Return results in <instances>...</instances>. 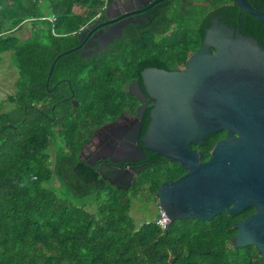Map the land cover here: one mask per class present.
I'll return each instance as SVG.
<instances>
[{
  "label": "trees",
  "instance_id": "trees-1",
  "mask_svg": "<svg viewBox=\"0 0 264 264\" xmlns=\"http://www.w3.org/2000/svg\"><path fill=\"white\" fill-rule=\"evenodd\" d=\"M109 1L0 0V61L8 52L18 70L15 92L3 100L9 107L0 111V264H264L255 244L235 247L231 241L233 222L250 207L233 215L222 209L210 219L175 218L164 226L156 221L159 207L136 218L131 207L141 188L148 200L156 201L159 182L184 171L163 155L149 151L157 161L127 188L93 178L92 169L85 172L79 152L91 134L93 109L102 112L122 90L112 81L126 65L124 44L118 55H96L98 67L91 75L80 67H64V72L58 67L63 56L72 55L74 64L75 50L58 57L48 79L47 74L55 56L73 45L74 33ZM211 13L239 19L243 29H264L234 0L171 2L151 31H166L176 21V36L160 45L153 36L140 37L141 45L131 37L134 54L146 55L142 66L173 68L168 62L184 61L197 47ZM26 23L29 35L21 38L17 31ZM181 39L188 41L185 50ZM79 72L86 75L81 82L75 81ZM61 75L80 88L77 102L62 98L68 92L61 94L62 86L55 82ZM47 83L54 85L52 92ZM224 135V130L210 132L202 143L190 145L199 147L205 160Z\"/></svg>",
  "mask_w": 264,
  "mask_h": 264
},
{
  "label": "water",
  "instance_id": "water-1",
  "mask_svg": "<svg viewBox=\"0 0 264 264\" xmlns=\"http://www.w3.org/2000/svg\"><path fill=\"white\" fill-rule=\"evenodd\" d=\"M234 1L264 27L263 10L248 0ZM200 39L184 69L141 71L145 91L154 98L142 145L137 143L139 127L132 126L121 157L105 152L99 158L135 161L151 150L185 168L177 178L160 181L155 191L160 212L169 221L210 219L222 209L233 215L254 206L233 222L231 241L235 247L253 243L264 254V46L234 21L217 16L201 28ZM74 48L55 56L47 78L57 58ZM144 107L142 99L138 119ZM221 129L226 136L201 160L199 148L190 142L200 144ZM147 165L123 168L101 162L98 171L111 184L127 188Z\"/></svg>",
  "mask_w": 264,
  "mask_h": 264
},
{
  "label": "flooded vegetation",
  "instance_id": "flooded-vegetation-1",
  "mask_svg": "<svg viewBox=\"0 0 264 264\" xmlns=\"http://www.w3.org/2000/svg\"><path fill=\"white\" fill-rule=\"evenodd\" d=\"M189 1L190 0H111L105 5L102 13L97 15L94 19L92 18L79 31L74 33V43L69 48L76 47L73 49L77 52L73 56L75 63L72 64L71 62L72 55L63 56L58 66L62 67V72H64V67H80L86 73L91 75L93 74V67H98L97 63H93V59L96 55H118L122 44H124L125 49L126 65H121L122 68L119 71L118 69L116 70V68L119 67L118 65L110 64L112 66L110 68L116 70L112 83L114 86L122 85V90L120 93H116L113 96L110 104L104 107L102 112L96 113L95 109H93L91 134L87 141L83 143L79 152L81 160L86 164L84 165L85 172L92 169L93 178L109 182V180L102 177L98 171L101 162H108L112 165L123 168L131 165L148 163L144 168L146 169L153 161H157L156 157L149 158L148 152L151 150H145V155L135 161L121 159L111 160L108 156L99 158V155L105 152H110L112 153V156L121 157V147L123 146V142L128 140L127 135L132 126L139 127L137 143L142 145L140 137L145 131L149 121V110L154 103V98L149 97L145 91L141 71L147 67H160L154 64L142 66V62L146 60V55L142 52L134 54V41L130 40V38L137 37L140 40V37L148 35L153 36L155 43H158V45L165 44L170 37L176 36V33L172 31L175 28L176 21H172L169 29L166 31H151L155 28L154 24L161 9L171 2L188 3ZM252 5L264 11V0H259V2L255 1ZM106 9L107 11H105ZM211 14L217 16L220 20H225L223 17H220V15ZM234 22L243 29L242 22L239 19H236ZM244 30L248 35L255 37L258 42L264 46L263 28H256L255 30H247L244 28ZM169 41H171V39ZM139 43L140 45L143 44L141 40ZM192 43L193 41H191L190 45H192ZM200 43L201 39H199L197 47L194 49L191 47V50L187 53L184 61H176L177 59H174L171 62H168L170 67L173 68L167 70L184 69L186 58L200 46ZM179 46L185 50L188 47V41L181 39L179 41ZM110 58H112V56ZM124 67H132V70L128 73L126 71L127 69ZM136 67L141 68L137 69ZM82 76L86 75L81 72L76 74L75 81L81 82L80 80ZM55 82H58L62 86L60 89L61 94H66V92H68L62 98L77 102V96L80 94L81 90L78 87L75 88L67 76L61 75ZM53 86L54 85L47 83V91L52 92ZM141 92L144 94L143 96L141 95ZM142 99L145 100V107L141 117L138 119L136 113L142 104ZM138 120H140V123ZM222 130L224 129L218 131ZM225 136L226 131L225 135L220 136L217 140ZM190 143L199 144L195 142ZM190 146L197 147L194 145ZM151 152L155 154L154 156L159 155L154 151ZM90 161H92V163H90ZM170 161L180 165L178 162L173 160ZM185 170L186 169L184 168L183 172H185ZM141 172L135 175V179ZM248 207H250V209L245 214H239L237 218L247 215L254 209V206Z\"/></svg>",
  "mask_w": 264,
  "mask_h": 264
},
{
  "label": "rangeland",
  "instance_id": "rangeland-1",
  "mask_svg": "<svg viewBox=\"0 0 264 264\" xmlns=\"http://www.w3.org/2000/svg\"><path fill=\"white\" fill-rule=\"evenodd\" d=\"M29 28H30V24L26 23L20 31L21 33L23 32L29 33L28 31ZM8 56H9L8 53L5 54L3 53L0 61V80L2 79V81L4 78V72L5 70H7V68L1 69V67H12L13 65V64L11 65ZM14 74L8 73L9 76L8 78L13 80ZM9 87H10L9 84H5V83L3 84V82H0V111H3L9 107L8 102H4L1 100L2 95H4V93H7L8 90L13 92V88L9 89ZM157 208H158L157 202L154 201L152 198L148 200L146 197V193L144 192V188H141V190L138 192L137 198L136 199L134 198L132 201L131 211L136 216L137 219H140L142 215H152L154 213V210Z\"/></svg>",
  "mask_w": 264,
  "mask_h": 264
},
{
  "label": "crops",
  "instance_id": "crops-1",
  "mask_svg": "<svg viewBox=\"0 0 264 264\" xmlns=\"http://www.w3.org/2000/svg\"><path fill=\"white\" fill-rule=\"evenodd\" d=\"M53 16H50V18H52ZM24 27V26H23ZM21 29H19L18 31H17V33H18V35L21 37V38H26L28 35H29V33H25V32H23V33H21V31H20ZM29 31V30H28ZM24 36H23V35ZM8 53V52H7ZM9 54V56H8V58H9V60H10V63H11V65H12V61H11V58H10V53H8ZM7 68V70H5V72H4V78H3V81H2V79L0 80V82H3V84L5 83V84H9L10 85V87H9V89H12L13 88V92L12 91H9L8 90V92L7 93H4V95H2V98H1V100L3 101L4 99H5V97L8 95V94H11V93H14L15 92V88H16V81H17V79H18V70H17V68L16 67H14L13 65H12V67H1V69H6ZM14 72H15V74H14ZM8 73H13L14 74V77H13V80L12 79H9L8 77ZM12 80V81H11ZM12 82V83H11ZM13 84V85H12Z\"/></svg>",
  "mask_w": 264,
  "mask_h": 264
},
{
  "label": "built area",
  "instance_id": "built-area-1",
  "mask_svg": "<svg viewBox=\"0 0 264 264\" xmlns=\"http://www.w3.org/2000/svg\"><path fill=\"white\" fill-rule=\"evenodd\" d=\"M156 221L160 225L164 226L169 221V218H167L164 215H162L161 212H160V209H159V215L157 216Z\"/></svg>",
  "mask_w": 264,
  "mask_h": 264
}]
</instances>
